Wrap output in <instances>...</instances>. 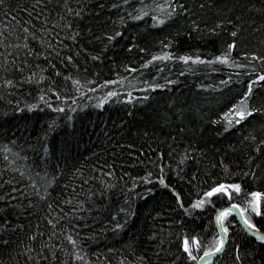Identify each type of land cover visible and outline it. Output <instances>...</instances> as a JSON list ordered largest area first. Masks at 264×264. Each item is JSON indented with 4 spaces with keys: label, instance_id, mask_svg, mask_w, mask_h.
I'll use <instances>...</instances> for the list:
<instances>
[{
    "label": "trees",
    "instance_id": "1",
    "mask_svg": "<svg viewBox=\"0 0 264 264\" xmlns=\"http://www.w3.org/2000/svg\"><path fill=\"white\" fill-rule=\"evenodd\" d=\"M164 2L0 0V264H196L181 238L207 245L228 201L191 203L219 183L241 185L242 207L264 193V0H176L157 25ZM251 81L257 111L228 126ZM226 224L211 264H264V244Z\"/></svg>",
    "mask_w": 264,
    "mask_h": 264
},
{
    "label": "snow or ice",
    "instance_id": "2",
    "mask_svg": "<svg viewBox=\"0 0 264 264\" xmlns=\"http://www.w3.org/2000/svg\"><path fill=\"white\" fill-rule=\"evenodd\" d=\"M129 0H124V3L127 4ZM116 7V5H113ZM185 6L181 3L176 2V0H165L163 4L156 5V9L160 10L164 16V18H160L157 15H152L151 19L156 21L157 25H161L165 23V20L168 18H171L177 11V9H183ZM149 13L145 11L143 8H141L136 16H133L132 19L139 20L143 16H147ZM25 31H27L25 29ZM120 35L119 32L115 33V36ZM231 35L235 37L237 34L236 32H232ZM114 39V36H109L108 40L111 41ZM235 47V43H229L227 45V52L224 54L215 57V59L225 65L229 64V54L231 50ZM174 57L171 53H163L161 55H153L152 60L153 61H167L172 60ZM72 57H68V60L71 61ZM95 59V57H94ZM177 59L183 61L184 63H188L191 61L192 63H205L206 61L202 60L199 56L192 57V56H180L177 57ZM252 59H261L264 60V57H257L255 54L252 55ZM207 63H211V61H207ZM239 67H244V65H239ZM43 79V77H41ZM257 80L264 81V74L257 75ZM106 83H112L111 81ZM171 83V81H169ZM222 83H226L225 81H222ZM255 83V81H251L248 84L247 91L243 94L241 97L239 104H233L232 107L229 109V112H226L224 114L225 119L227 120L228 126H231L233 123V120L231 117H238L239 119L235 120V123L239 124L240 120H243L245 116L251 115L253 112L257 111V109L252 108L249 109L247 104V97L252 92V86ZM73 84L77 86V91L80 90L83 85H81L80 81H73ZM151 88H160L163 87L159 84L149 85ZM109 97L116 96L115 92H109ZM129 96H131V93H129ZM59 98V97H58ZM43 100V97H41ZM143 99H147V97H144ZM103 101H101V104ZM101 104H97V107H100ZM50 108L52 105H48ZM29 110H31V106L29 107ZM54 111L63 112V108H55ZM261 111H264L262 109ZM5 151H8V149H5ZM7 159V157H5ZM159 184L168 187V185L165 183V179L163 176L159 177ZM174 191V190H173ZM241 185L239 183H219L214 186H211L209 189L205 190L198 199L193 201L190 205L192 209H202L206 203L211 204L213 203L212 197H223L227 198L228 206L223 208H218L216 210V216L215 221L216 225L219 228V233H217L214 238L207 244L203 245L198 240L196 236H183L181 248L183 253L186 254L187 259L190 261L196 262V264H201V262H205V264H211V258L214 256H217L218 254H221L225 249V237L227 236L229 232V227L227 226L226 222L228 221V217L232 214L233 210H237L239 212V218L244 224V226L250 230H253L257 232L256 240L260 243L264 244V234H259L260 230L256 227L255 224L252 223V220L250 218V215H247V213L255 214L256 216L264 215V213L261 212V200L264 198V193L261 192H251L247 195L251 196L250 200H246V207H242L240 204H237L233 202L234 197H239L241 193ZM176 201L179 203V206L184 209V213L187 215L189 214L188 209L184 207L183 203H181V197L179 193H175ZM117 227L119 228L120 225L118 224ZM68 239L75 245V241H72L71 237H68ZM191 241V244H190ZM195 252L203 251L202 255L194 254ZM207 258V260H206ZM240 255L237 252L235 256V260L239 261Z\"/></svg>",
    "mask_w": 264,
    "mask_h": 264
},
{
    "label": "water",
    "instance_id": "3",
    "mask_svg": "<svg viewBox=\"0 0 264 264\" xmlns=\"http://www.w3.org/2000/svg\"><path fill=\"white\" fill-rule=\"evenodd\" d=\"M232 215L235 216L236 220L238 221V223H239V225L242 227V229H243L248 235H250L251 237H253V238L256 239V236H257L258 233L255 232V231H253V230H250V229H248V228H246V227L244 226V224L242 223V221H241L240 218H239V212H238L237 210H233ZM215 225H216V221H215ZM216 228H217V231H218V233H219L220 230H219V228L217 227V225H216ZM259 234H264V232L260 231ZM228 242H229V238H228V235H227V236L225 237V249H226V247H227V245H228ZM225 249H224V250H225ZM223 252H224V251H223ZM223 252H222V253H223ZM222 253H221V254H222ZM221 254H218L217 256L212 257L211 260H213V259L219 257ZM206 260H207V258H206ZM201 264H205V262H201Z\"/></svg>",
    "mask_w": 264,
    "mask_h": 264
},
{
    "label": "bare ground",
    "instance_id": "4",
    "mask_svg": "<svg viewBox=\"0 0 264 264\" xmlns=\"http://www.w3.org/2000/svg\"><path fill=\"white\" fill-rule=\"evenodd\" d=\"M216 226V225H215ZM217 229V228H216ZM218 232V231H217ZM229 238V237H228ZM253 238V237H252ZM255 239V238H254ZM256 240V239H255Z\"/></svg>",
    "mask_w": 264,
    "mask_h": 264
}]
</instances>
